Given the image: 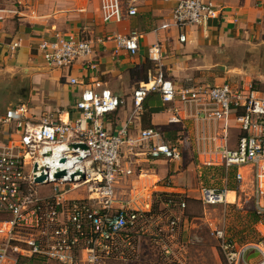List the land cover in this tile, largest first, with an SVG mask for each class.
Returning a JSON list of instances; mask_svg holds the SVG:
<instances>
[{
	"label": "built area",
	"instance_id": "1",
	"mask_svg": "<svg viewBox=\"0 0 264 264\" xmlns=\"http://www.w3.org/2000/svg\"><path fill=\"white\" fill-rule=\"evenodd\" d=\"M104 9L107 18L120 20L125 16L117 0H111ZM136 13V7L131 6L126 15ZM220 14L221 9L211 0H177L172 20L183 31L206 26ZM139 38V33L131 32L105 36L97 42L104 46L112 43L115 54L124 50L135 55ZM178 41L186 42L184 32ZM2 45L11 51L20 47L18 40ZM93 53L94 42L72 34L44 38L36 48V56L52 69H69ZM148 59L156 64V74L133 91L127 122L116 133L105 129L103 117L115 113L124 102L106 89L82 92L70 108L75 115L65 121L54 113L35 122L26 104L10 106L0 117L2 138L4 131V140L0 141V264H19L21 259L101 264L113 258L128 261L136 255L134 238L148 222L151 199L145 204L131 193L132 188L126 191L122 187L134 174L133 158L172 163L182 160L181 150L166 143L156 128L129 134L133 119L143 112L150 94L168 105L165 111L170 123H195L193 141L198 161L207 168H234L239 191L246 198L237 196L236 200L252 202L258 219L254 229L262 236L256 244L237 246L227 238L224 220L210 228V236L217 240L226 263L245 264V252L253 248L260 255L258 264H264V94L254 90L252 84L184 86L174 82L161 69L159 43L150 46ZM96 67L88 62L89 69ZM68 83L76 85L77 80L71 78ZM232 129L238 133L231 142ZM58 172L64 175L56 179ZM42 176L44 181L36 182ZM246 188L251 190L250 195ZM73 192L76 196L70 195ZM226 193L201 188L198 202L204 208L237 207L236 201L227 202ZM162 202L180 210L186 207L185 200L177 195H168ZM175 225L171 221L166 238L160 232L155 240L165 258L177 256L171 247Z\"/></svg>",
	"mask_w": 264,
	"mask_h": 264
},
{
	"label": "crops",
	"instance_id": "2",
	"mask_svg": "<svg viewBox=\"0 0 264 264\" xmlns=\"http://www.w3.org/2000/svg\"><path fill=\"white\" fill-rule=\"evenodd\" d=\"M176 1L117 0L118 8L125 16L116 20L106 17L104 7L111 0H0V77L3 82H7L5 80L17 78L23 71L27 72L36 91L34 99L47 112L60 110L55 116L63 121L72 119L75 115L70 108L82 92L108 90L124 102L115 113L103 117V125L110 133H116L126 124L132 108L133 91L156 74V64L148 59V49L155 43L161 45V69L165 76L181 85L215 86L228 82L247 86L253 81L264 85V0H211L221 9L219 17L208 21L206 26L188 27L183 31L178 30L172 20ZM131 6L136 7L137 13L127 16L126 12ZM131 32L140 35L135 55L124 50L115 54L112 43L104 46L97 42L105 36L128 35ZM182 32L186 35L185 43L178 41ZM55 34H72L89 39L94 42V53L86 61H76L69 69H52L40 56H36V48L40 40L52 39ZM16 40L20 47L15 51L2 45L3 42ZM233 60H239L242 68L233 70L224 67L223 71L218 70L224 63ZM88 62H94L97 67L89 69ZM71 78L77 80L76 85L68 83ZM253 89L264 94L254 86ZM51 100L53 102H49ZM167 106L156 94H150L144 102L143 112L133 119L129 128L131 135H136L139 130L156 128L166 143L176 146L182 152V160L176 163L163 159H145L142 156L133 158L134 174L127 186H121L126 191L132 188L131 193L142 198L145 204L152 197L153 201L158 199L159 203H163L166 195L183 197L186 194V189L183 188L186 177L178 178L181 174L174 175L176 170L188 158L202 166L194 151L195 123L192 120H185L182 124L170 123V115L165 111ZM145 114L148 115L144 116ZM29 115L32 118L30 109ZM32 119L35 122L40 120ZM230 132L231 142L235 141L238 132L234 129ZM190 166L191 163L188 170ZM207 169L222 170L225 178L231 173L233 180L216 185V188L201 186L196 194L187 197L198 201L201 188L225 190L226 197L228 193H233L236 208L245 212L251 227H254L252 202L236 200L237 196L242 200L246 199L239 191V184L235 179L236 170L224 167ZM244 191L247 195L251 194L249 188ZM217 207L226 209L234 205ZM208 234L214 243L209 253L212 261H216L221 255L219 244L207 232ZM186 236L187 233L182 230L179 238L184 242ZM200 239L196 237L198 241L195 243V252L199 256L193 258L186 252V247L179 245L177 239L172 241L171 247L174 252L175 248L178 249L180 255L176 254V261L182 264H202L203 249L200 244H203V240ZM253 250L249 248L244 256ZM184 254H187V260ZM244 256V263L252 264Z\"/></svg>",
	"mask_w": 264,
	"mask_h": 264
},
{
	"label": "rangeland",
	"instance_id": "3",
	"mask_svg": "<svg viewBox=\"0 0 264 264\" xmlns=\"http://www.w3.org/2000/svg\"><path fill=\"white\" fill-rule=\"evenodd\" d=\"M224 67L234 70L242 68V64L239 63V60H233L231 62L224 63L222 68H219L218 70L223 71ZM244 80L247 82V79ZM5 81L7 82H3V78L0 77V117L4 115L5 111L10 106L20 104L27 105V108L31 110L32 118L34 119H42L47 115L56 114L60 111L47 112L44 110V107L40 106L37 100L34 99L36 91L33 88L32 81L27 76V72L23 71L18 74L17 78L15 77ZM252 84L254 87L264 92V85H261L256 81H253ZM49 102H53V100ZM2 139L4 140V131L2 138L0 130V141ZM190 163L191 166L188 170V165ZM212 173L214 175H211ZM177 174H181L178 178H183V176L186 177L183 181V188L186 189V194L182 195V198L184 200L186 199L185 209L180 210L178 206H174L172 204L166 207L164 204L162 205L153 201L152 197L151 205L149 207L150 216L148 217V222L143 230H138V236L134 238V244L136 243L138 247L136 255L128 261L113 258L104 260L101 264H177L176 258H165L162 256L160 245L155 241H158L160 232L162 236L166 238V234H168L167 230H169L171 221H175L176 224L174 226V228H176L175 239L178 240L179 245L186 247V252H188L192 258L199 256L198 253L195 252V247L197 245L195 244L196 241H198L199 238L203 240V244H200V247L203 249L202 264H228L222 254H219L220 257L217 258L216 261H212L209 253L210 247L214 243L209 239V234L207 235V232L209 233L211 227L214 228V226H219L223 220L225 223V233L227 238L237 244V246L256 244L259 240H261L262 236L255 231L254 227H251L250 220L245 212L237 209L236 206L228 207L226 209L211 206L204 209L200 203L196 201V199L187 197V195L190 196L191 194H196V190L201 186H211L216 188V185L220 186L221 183H228L229 181H232L233 176L231 173H229L227 178H225L222 170L212 171L200 166L195 160L188 158L181 162L174 175ZM70 195L76 196V193L73 192ZM143 208L145 209L146 207L143 206ZM182 230H185L187 233L184 242H182L181 238H179ZM196 237L198 240H196ZM167 241H170L169 237ZM175 252L178 256H180L178 249L175 248ZM184 257L186 258L187 254H184ZM244 258L252 264H257L260 256L257 251L253 250L245 255ZM20 264L54 263L42 260H21Z\"/></svg>",
	"mask_w": 264,
	"mask_h": 264
},
{
	"label": "water",
	"instance_id": "4",
	"mask_svg": "<svg viewBox=\"0 0 264 264\" xmlns=\"http://www.w3.org/2000/svg\"><path fill=\"white\" fill-rule=\"evenodd\" d=\"M62 175H64V173H63V172H58V173L55 175V178H56V179H58V178H60ZM44 179H45V177H44V176H42V177H40V178L36 179V182H39V183H41V182H43V181H44Z\"/></svg>",
	"mask_w": 264,
	"mask_h": 264
},
{
	"label": "trees",
	"instance_id": "5",
	"mask_svg": "<svg viewBox=\"0 0 264 264\" xmlns=\"http://www.w3.org/2000/svg\"><path fill=\"white\" fill-rule=\"evenodd\" d=\"M147 115H148V114H145L144 116H147ZM167 196H168V195L165 196V199H164L163 201L166 200ZM175 196H176V195H175ZM177 196H179V195H177ZM185 200H186V199H185ZM252 215H253V214H252ZM252 218H253V220H254V223H256V222L258 221V219H257L254 215L252 216ZM21 260H26V259H21ZM21 260H20V261H21ZM20 261H19V264H20ZM28 261H32V260H28Z\"/></svg>",
	"mask_w": 264,
	"mask_h": 264
},
{
	"label": "bare ground",
	"instance_id": "6",
	"mask_svg": "<svg viewBox=\"0 0 264 264\" xmlns=\"http://www.w3.org/2000/svg\"><path fill=\"white\" fill-rule=\"evenodd\" d=\"M152 181H153V178H152ZM231 194H233V193H228V194H227V197H226L227 200H228L229 202H233V200H234V199H233L234 196L231 195Z\"/></svg>",
	"mask_w": 264,
	"mask_h": 264
}]
</instances>
